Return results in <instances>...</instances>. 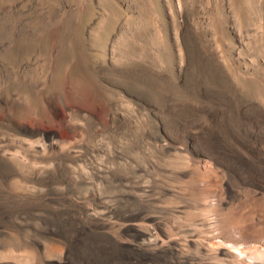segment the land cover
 I'll use <instances>...</instances> for the list:
<instances>
[{"label":"rangeland","instance_id":"obj_1","mask_svg":"<svg viewBox=\"0 0 264 264\" xmlns=\"http://www.w3.org/2000/svg\"><path fill=\"white\" fill-rule=\"evenodd\" d=\"M248 1L0 0V203L7 199L8 203L24 204L25 197L40 213L28 219L0 220V264H50L59 260L61 243L38 234L49 226L45 211L56 212L60 220L74 228L95 226L86 210L95 206L102 210V203L124 212L137 211L140 185L152 183L150 176L156 178L146 166L163 157L154 148L161 141V128H198L205 124L202 116L199 124L183 121L181 113L172 118L156 100L168 90L182 97L187 94L186 80L178 72L177 45L184 47L191 36L195 35L208 50L220 47L224 61L244 73L233 76L243 98L257 93L264 99V0L251 1L259 13L256 19L242 9ZM226 48L235 52L233 58L228 55L230 51L225 53ZM244 62L248 69L243 67ZM95 80L125 95L124 102L117 104L121 124L112 123L107 109L105 101L113 103L111 92L106 90L104 104L90 93L95 91L93 87L83 85ZM171 134L173 138L179 136L177 130L171 129ZM110 150L115 159L109 156ZM22 177H53L60 183L51 186L54 192L50 187L48 197L46 190L32 194L16 186L14 181ZM77 189L80 198H76ZM42 196H46L45 201ZM50 197L54 200L49 201ZM247 206L235 211L246 213L251 208ZM102 219L98 234L118 237L116 227L107 218Z\"/></svg>","mask_w":264,"mask_h":264},{"label":"bare ground","instance_id":"obj_2","mask_svg":"<svg viewBox=\"0 0 264 264\" xmlns=\"http://www.w3.org/2000/svg\"><path fill=\"white\" fill-rule=\"evenodd\" d=\"M251 1L244 3L242 9L249 18L256 19L259 13ZM225 16L227 17V15ZM241 27L240 29H242ZM189 40L184 47L177 45L178 72L181 73V78L184 76V80H186L187 94L182 97L180 94L168 90L165 95L156 98V100L160 109H167L171 112L169 114L172 118L181 113V115L184 114L183 121L195 120L196 124H199L198 118L202 116L205 124L201 123L198 128H161V141L156 142L154 148H157L163 157L157 162L158 164L156 163L157 165L151 161L147 164L148 166L145 165L148 171L154 172L156 178L149 175L150 179L152 178V183L150 181L149 184L140 185L141 200L138 202V209L135 213L124 212L122 211L124 209L121 210L115 205L102 203L103 208H100L102 210L95 208L96 206L86 210L96 223L95 226L81 225L74 228L60 220L56 212L45 211L49 226L38 234L61 243L63 248L59 260L50 264H264V203L258 204L264 202V99L257 93L243 98L237 84L235 85L236 79L234 80V78L244 73L236 71L237 67L233 68V63L228 65V62L224 61L223 53L219 50L220 47L208 50L195 38V35L191 36ZM227 49L229 48H226L225 53L230 51L228 55L233 58L235 52H232V49ZM241 53L239 52L240 56L243 55ZM239 64L242 66V63ZM244 66L245 69H248L247 63ZM83 85L88 88L93 87L92 89L95 91H90L92 96L97 97V101L104 103L108 87L96 80L91 84L83 82ZM170 85L172 86V84ZM107 91L117 99L113 98V103L110 99L105 102H107L112 123L119 125L122 123V119L117 111L119 106L117 104L124 102L125 95L120 90L116 93L110 89ZM155 107H157L156 103ZM171 129L179 132L178 138H173ZM89 131L88 133L91 132ZM122 131L123 129L120 132L121 135ZM93 134L96 133L93 131ZM100 153L102 155V152ZM110 153L109 156L114 157L111 150ZM103 156H107V154ZM108 161L104 160V162ZM112 164L111 166H113ZM150 173L146 172V175ZM35 180L22 177L15 180L14 184L22 189L27 188L28 192L33 191L32 194L35 192L40 194L46 190L45 195L48 196L50 187L58 183V180L53 177L40 180L36 177ZM147 181L149 180L147 179ZM218 181H221V186L218 185ZM65 186L63 188H66ZM75 186L73 185V187ZM58 187L60 189V186ZM80 187L83 189L82 185ZM97 188L99 187L97 186ZM79 190L76 192L77 194H79ZM121 192L119 193L121 194ZM46 196H42L41 199L45 201ZM76 196V198L81 197L80 194ZM6 198L9 197L6 195ZM24 199V204H16L13 197L11 200L15 202L9 201L8 203L7 199L1 202L0 220L13 217L28 219L35 213H39L33 201L25 197ZM51 199L54 200L50 197L49 201H52ZM247 205L251 206L250 209L248 208L250 211L247 209L246 213L235 211L237 207ZM102 217L107 218L106 221L116 227L119 231L118 237L98 234L101 231L98 226L103 223ZM122 217H124L123 220L120 219ZM114 229L112 230L115 231ZM123 235H128V238H121Z\"/></svg>","mask_w":264,"mask_h":264}]
</instances>
